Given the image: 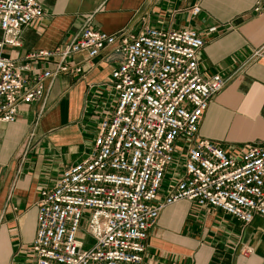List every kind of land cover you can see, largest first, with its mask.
I'll return each mask as SVG.
<instances>
[{"label":"built area","instance_id":"obj_1","mask_svg":"<svg viewBox=\"0 0 264 264\" xmlns=\"http://www.w3.org/2000/svg\"><path fill=\"white\" fill-rule=\"evenodd\" d=\"M263 8L259 0L254 11ZM189 11L196 17L202 8ZM44 16L39 0H0V122L14 123L22 105L46 98L47 81L81 73L70 57L87 53L91 62L107 52V60L116 63L119 56L120 62L102 84L98 101L110 111L90 151L40 189L34 264H143L149 229L181 201L219 210L244 227L264 217V142L228 153L199 135L204 113L227 80L205 75L198 55L206 42L198 31L145 26L138 34L112 35L84 25L62 49L31 53L33 60L59 62L55 71L29 79V66H18L3 50L21 46L22 29ZM263 57L264 46L250 60ZM182 141L184 156L176 158ZM170 172L176 181L161 200ZM80 234L94 245L86 248Z\"/></svg>","mask_w":264,"mask_h":264},{"label":"crops","instance_id":"obj_2","mask_svg":"<svg viewBox=\"0 0 264 264\" xmlns=\"http://www.w3.org/2000/svg\"><path fill=\"white\" fill-rule=\"evenodd\" d=\"M39 1L45 16L22 29L21 46L3 50L18 66H29V79L55 71L59 62L33 60L31 53L62 49L84 25L112 35L138 34L145 26L191 28L205 38L198 55L205 75L227 80L204 113L200 137L228 153L264 142V57L250 60L264 46V8L254 11L259 0ZM196 4L202 11L195 17L189 9ZM106 55L91 62L87 53L70 57L81 73L47 81L46 98L22 105L14 123L0 122V264H34L40 189L90 151L110 111L98 100L120 57L114 63ZM172 183H164L159 199ZM146 245L143 264H264V217L244 227L219 210L181 201L160 213Z\"/></svg>","mask_w":264,"mask_h":264},{"label":"rangeland","instance_id":"obj_3","mask_svg":"<svg viewBox=\"0 0 264 264\" xmlns=\"http://www.w3.org/2000/svg\"><path fill=\"white\" fill-rule=\"evenodd\" d=\"M182 144H183V141L181 143H179L176 147V154H175L176 158H177V156H180V155L184 156L181 153L183 151V148H182L183 145ZM172 176H174V175L171 174V172H170V174L165 179V185H168L170 183V181L173 183L176 181V178H175L176 176L175 177H172ZM84 226L86 227V224H84ZM78 239L80 241H83L84 243H86V248L91 247L95 243L94 240L91 238H88L86 234L78 235Z\"/></svg>","mask_w":264,"mask_h":264}]
</instances>
